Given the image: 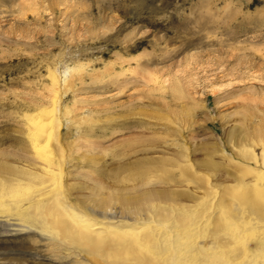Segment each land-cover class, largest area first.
I'll return each mask as SVG.
<instances>
[{
	"label": "rangeland",
	"instance_id": "rangeland-1",
	"mask_svg": "<svg viewBox=\"0 0 264 264\" xmlns=\"http://www.w3.org/2000/svg\"><path fill=\"white\" fill-rule=\"evenodd\" d=\"M263 159L264 0H0V264H264ZM56 198L153 243L95 250Z\"/></svg>",
	"mask_w": 264,
	"mask_h": 264
},
{
	"label": "bare ground",
	"instance_id": "bare-ground-1",
	"mask_svg": "<svg viewBox=\"0 0 264 264\" xmlns=\"http://www.w3.org/2000/svg\"><path fill=\"white\" fill-rule=\"evenodd\" d=\"M55 83H57V79L55 78V77H53V79H52V81H51V86H52V90H53V93H54V95L56 94V93H58V91H57V88H56V84ZM58 83H60V82H58ZM54 97V96H53ZM55 97H57V95L55 96ZM53 98H51L50 100H52ZM54 101H56V100H52L51 102H54ZM50 102V103H51ZM44 110L43 109H39L38 110V112H37V117L36 118H31L30 120H29V144L31 145V147L34 149V151L37 153V152H40V150L39 149H41V150H43L44 151V156H43V161L41 162V164H40V169H41V172H42V175L40 176V178H42L43 180L47 177L48 178V180H54V179H56V177H55V175L57 174V172H54V170H53V168H54V165H56L57 164V160H56V155L58 154V153H61L60 151V148H58V147H50V149H49V143H50V141H51V139L53 138V137H55L56 138V134H55V132H54V128H53V126H52V122H53V119H51V117H49L46 121L45 120H43L42 119V117H41V113L43 112ZM29 118V117H28ZM51 120V121H50ZM53 146H54V144H53ZM52 148V149H51ZM53 148H55V149H53ZM49 149V150H48ZM33 151V152H34ZM59 156H62V154H58ZM59 158V157H58ZM252 158V157H251ZM254 160H255V158H254ZM262 161V160H261ZM256 164H257V162H256V160L254 161ZM263 162H264V159H263ZM60 163L61 162H59V165H60ZM262 164V163H261ZM58 166H56V168H57ZM59 168V167H58ZM55 169V168H54ZM56 170V169H55ZM241 172H243V171H241ZM247 172V171H246ZM261 172V171H260ZM56 173V174H55ZM257 173H259L258 171H256V175H257ZM59 174H57V176H58ZM260 175H262V172H261V174ZM264 175V174H263ZM258 176V175H257ZM261 178H263V177H261ZM47 180V181H48ZM46 182V181H45ZM43 183H44V181H43ZM259 185V184H258ZM264 186H262V188H263ZM36 188V187H35ZM245 188V187H244ZM251 188V187H250ZM262 188H260V189H262ZM47 189H48V187H47ZM57 189V188H56ZM248 189V188H247ZM258 189V188H257ZM44 190V189H43ZM43 190H41V191H43ZM264 190V189H263ZM51 192H52V190H50ZM260 191V190H259ZM39 192V191H38ZM46 192V191H45ZM45 192H44V194H45ZM55 192V191H54ZM54 192H53V194H54ZM49 193V192H48ZM47 193V194H48ZM60 193V192H59ZM62 193V192H61ZM41 194H42V192H41ZM50 194V193H49ZM144 195V197H141V198H139V199H137L136 198V200H138V201H136V202H138V203H140V204H142V203H144V199L145 200H147L149 197H154V194L153 193H148V194H143ZM192 195V194H191ZM55 196H58L59 197V195H56L55 194ZM62 196V195H61ZM35 197V196H34ZM45 197H46V195H45ZM44 197V198H45ZM62 197H64V196H62ZM61 198V197H60ZM60 198H56V199H53L54 200V202H53V200L52 199H50V200H52V202H53V205L54 206H56V207H58V205H60L62 208H60V209H62L63 211H65V212H69V213H71L72 214V217H73V226H74V230H75V232H76V234H77V236H80V237H83V240H84V242L87 244V245H89V246H91L93 249H95V250H99L100 249V247L102 246V249L100 250V251H102V250H104V249H106L107 247H110V249H112L113 248V246L116 244V243H118L117 242V237L118 238H120L122 241V243H121V245H119V247L120 246H122V247H124V248H127V249H129L130 247H133V249H135L134 247H139L140 248V246L141 245H144L143 244V241H151L152 239H151V237L150 236H148V237H143V238H139L138 239V233L137 234H135V238L133 239H129V238H125V237H127V236H130L129 234H131V233H127L126 234V232H129V230H131V228H129L128 226H130V225H126V222H124V225H122L123 224V222L120 224L119 223V221H118V223L116 222V224L113 222V221H111V222H109V224H106V225H103V224H99V223H94L93 221H92V219L91 218H89L88 216H86L85 214H83V213H81V212H78V211H75L74 209H73V207L71 206V205H66V204H63L64 202V200L62 201V203H61V199ZM39 199V198H38ZM47 199H48V197H47ZM66 199V198H65ZM33 200V199H32ZM40 200V199H39ZM39 200H35L34 199V202H39ZM41 200H43V198L41 199ZM41 200H40V202H41ZM45 200V199H44ZM43 200V201H44ZM150 201V200H149ZM47 202H48V200H47ZM47 202H45V203H47ZM52 202H51V204H52ZM50 203V202H49ZM49 203H48V205H49ZM59 203H61V204H59ZM29 205H31V204H29ZM46 206H47V204H46ZM217 206H221V203L220 204H218ZM14 210L15 211H13L12 213L14 214V215H11V213L10 214H6V215H4L3 216V219L5 220V219H7V222L8 221H10L11 219H12V217L11 216H15V215H20L19 217L20 218H23L22 217V212L25 210V208H26V206H24V204L23 203H19V202H16L15 204H14ZM49 207V206H48ZM50 207H52V206H50ZM132 207V206H131ZM218 207V208H219ZM46 208V207H45ZM55 208V207H54ZM59 208V207H58ZM130 208V207H129ZM223 208V207H222ZM50 209V208H49ZM53 209V208H52ZM51 209V210H52ZM56 209V208H55ZM54 210V209H53ZM9 211V210H8ZM50 211V210H49ZM220 211H221V209H220ZM224 211V210H223ZM139 212H141V208H138V209H134V211L132 212L133 214H135L134 216L137 218L136 219V222H141V214L139 213ZM221 213V212H220ZM242 213V212H241ZM133 214H131L132 216H133ZM149 216H151V215H149ZM218 216V215H217ZM146 217V216H145ZM213 220V219H212ZM153 221V220H152ZM146 222V221H145ZM151 222V221H150ZM129 224V223H128ZM133 226V225H132ZM155 230V229H154ZM158 230V229H157ZM158 231H161V230H158ZM131 232V231H130ZM154 232V231H153ZM156 232V231H155ZM125 233V234H124ZM113 234V235H112ZM124 234V237H121V235H123ZM144 234V233H143ZM151 234H153V233H151ZM156 234H158L157 232H156ZM127 235V236H126ZM132 235V234H131ZM134 235V234H133ZM140 236V235H139ZM153 236V235H152ZM264 236V235H263ZM134 237V236H133ZM154 237V236H153ZM168 237V236H167ZM167 237H164V238H167ZM145 238V239H144ZM158 238V237H157ZM164 238H163V240H164ZM143 239V240H142ZM154 239H156V237L154 238ZM153 239V240H154ZM158 239H161L162 240V238H158ZM132 241V242H131ZM160 241V240H159ZM159 241H157L156 243H154L155 245H159L160 247H161V242H159ZM165 241H166V239H165ZM165 241L163 242V243H165ZM152 242V241H151ZM153 243V242H152ZM163 243H162V245H163ZM147 244V243H146ZM150 244V243H149ZM153 244V246L155 247V245ZM148 245V244H147ZM147 245H146V248H147ZM262 246H263V244L262 243H259L258 244V246L256 247V249H261L262 248ZM114 247H117V246H114ZM143 247H145V246H143ZM150 247V246H149ZM152 247V246H151ZM142 248V247H141ZM156 248V247H155ZM136 249H138V248H136ZM152 250V249H151ZM155 250V249H154ZM129 251H131V249H129ZM147 251V250H146ZM245 251V250H244ZM252 250H249V249H247L246 250V252L247 253H250ZM140 252H142V251H140ZM145 253V252H144ZM247 253H245V254H247ZM142 254H143V252H142ZM149 255V254H148ZM157 255V254H156ZM150 256V255H149ZM154 255H152L151 257L152 258H154L153 257ZM156 258V257H155ZM151 259V258H150ZM153 260V259H152ZM155 260H157V259H155ZM139 261H141V260H139ZM157 262V261H156ZM211 262H213V261H211Z\"/></svg>",
	"mask_w": 264,
	"mask_h": 264
}]
</instances>
